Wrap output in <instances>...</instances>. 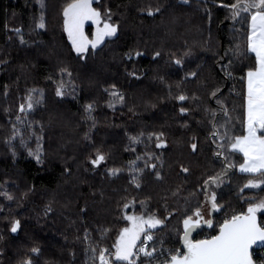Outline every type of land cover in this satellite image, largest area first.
I'll use <instances>...</instances> for the list:
<instances>
[{
    "label": "trees",
    "instance_id": "obj_1",
    "mask_svg": "<svg viewBox=\"0 0 264 264\" xmlns=\"http://www.w3.org/2000/svg\"><path fill=\"white\" fill-rule=\"evenodd\" d=\"M68 2L0 0V264H99L100 249L113 256L130 207L162 220L148 231L176 249L183 221L212 194L219 209L194 241L264 200V183L245 187L264 175L241 172L243 154L211 135L245 133L254 9L234 17L236 0H94L117 33L78 54L64 30ZM31 90L39 103L21 113ZM97 150L106 159L94 166ZM256 214L264 227V209ZM252 252L264 264V243Z\"/></svg>",
    "mask_w": 264,
    "mask_h": 264
},
{
    "label": "snow or ice",
    "instance_id": "obj_2",
    "mask_svg": "<svg viewBox=\"0 0 264 264\" xmlns=\"http://www.w3.org/2000/svg\"><path fill=\"white\" fill-rule=\"evenodd\" d=\"M92 2L93 0H71L62 9L64 30L67 32L72 46L78 54L87 52L89 46L92 49L97 48L104 41L105 37H112L117 33V27L105 21L103 28H97L94 39L89 40L84 35L83 26L86 20H91L97 25L101 23L102 13L91 7ZM40 3L41 7H43V0H40ZM225 6L227 7V5ZM230 7L233 10L234 17L239 15L240 12L248 13L254 9L251 12L247 47L249 52L255 54L256 67L247 72L245 134L233 138L227 133L220 136L217 131H213L211 135L218 137L222 141L227 139L232 151L243 153L244 163L240 165L242 172L261 173L264 175V134L258 135V131L264 133V0H236ZM158 11L159 8L154 10L149 8L147 9V14L151 16L154 12ZM105 15H108V19H110L109 14L105 13ZM36 27L41 29L45 27L43 14H41ZM16 31L19 32V29H16ZM137 55H141V53H137ZM156 55L158 56L159 53H156ZM176 63L179 64L180 61L177 60ZM226 74L230 75V73ZM189 75L195 76L196 74L190 73ZM34 91L31 90L26 97V104L19 106L21 113L30 111L34 106V102L39 103L38 100L34 101L32 96V92ZM216 91H219V89ZM56 95H64L61 87L57 88ZM112 95L117 96L118 93L113 91ZM211 95L215 97L216 92H213ZM119 99L123 101V96L120 95ZM177 99L184 101L187 97L180 95ZM91 107V105L86 106V110H90ZM180 111L183 113L187 110L181 108ZM19 119L20 117L18 116L17 120ZM162 136L163 134L161 133L157 137L160 140L156 145L158 148L165 146L161 139ZM191 147L195 151L197 145L193 143ZM223 147L224 145L221 144L220 148ZM39 151L38 147L36 152L38 161ZM30 154L32 153L30 152ZM222 154V152L216 153L218 156ZM105 159V155L97 150L95 157L91 159V163L94 166H99ZM152 167L155 166L152 165ZM119 171V169H110L109 174L116 175ZM182 171L188 172L189 170L182 168ZM220 175L209 177L205 181V186L218 182ZM133 182H136L135 177L133 178ZM260 183H264V180H249L245 187H258ZM137 187H139V183H137ZM8 199H12V197L9 196ZM211 199L212 208L217 209L215 195ZM125 207L128 206L125 205ZM259 209H264V200L256 205L249 204L247 214L233 215L230 220L225 219L224 223L220 226L219 235L213 236L211 239L193 242L188 239V234L192 229L198 227L202 221L201 211L197 208L192 216H188L183 221L185 235L182 239L186 251L183 255H180L179 250H177V254L172 255L169 260L164 261V264H254L249 250L258 242L264 243V227L259 226L256 222V213ZM125 219L130 221L132 226L130 228H123L120 231L116 243L113 245L115 249L114 261H126L127 264H135V261L132 259L133 256L142 253L144 256L151 257L156 251V249L149 251L147 248V242L153 240V236L148 234V230L156 228L163 221L155 215L148 216L147 218L143 216H126ZM207 223L211 226L212 222L207 221ZM19 225L20 222L18 220L13 221L11 231L16 232ZM141 233H144L145 246L139 247L138 251H134V249H137L136 242L140 239ZM33 251H36V249H33ZM95 251L93 249V252ZM98 259L99 264H112L109 258V250L107 249L99 250Z\"/></svg>",
    "mask_w": 264,
    "mask_h": 264
},
{
    "label": "rangeland",
    "instance_id": "obj_3",
    "mask_svg": "<svg viewBox=\"0 0 264 264\" xmlns=\"http://www.w3.org/2000/svg\"><path fill=\"white\" fill-rule=\"evenodd\" d=\"M93 1H94V0H93ZM91 7L95 8V7L93 6V2H92V4H91ZM95 9H96V8H95ZM96 10H97V9H96ZM105 21H107L108 23H111V24L115 25L110 19H108V17H104V16L101 17V23H100L99 25L93 23L91 20H86V21L84 22V26H83L84 35H85L89 40L94 39V34L96 33L97 28H98V27H99V28H103V24H104ZM250 23H251V14H250ZM250 23H249V24H250ZM88 25H90V27H91V35H89L88 32H87V26H88ZM115 26H116V25H115ZM106 38H108V37H105V39H106ZM211 194H212V193H211ZM212 196H213V194H212ZM212 196H211V197H212ZM217 208L219 209V206H218ZM212 209H213V208H212L211 199H210V203H208V201L205 199V200L203 201V203H202V207L200 208L201 215H202V220H205V219H207V218L210 216V214H211V210H212ZM128 210H130V211H128V212L125 213V217H126V216H134V217L143 216V217L147 218L148 216L153 215V214L150 213V212L148 211V209L145 208V207H143L140 211H136L134 207H133L132 209H131V207H130ZM213 210H214V209H213ZM157 218H158V217H157ZM158 219H159V218H158ZM131 226H132V225H131V222L128 221V223H127L124 227H122V229H123V228H126V227H129V228H130ZM122 229H121V230H122ZM121 230H120V231H121ZM119 234H120V232H119ZM142 235H143V233H141V237H142ZM118 236H119V235H118ZM141 237H140V239H141ZM117 238H118V237H117ZM140 239L136 242L137 245H138ZM116 240H117V239H116ZM114 253H115V250H114V252H113V256H112L111 254H109V258H110V261L112 262V264H113V260H112V259H114ZM111 256H112V257H111ZM117 264H127V262H126V261H124V262H122V261H117Z\"/></svg>",
    "mask_w": 264,
    "mask_h": 264
},
{
    "label": "built area",
    "instance_id": "obj_4",
    "mask_svg": "<svg viewBox=\"0 0 264 264\" xmlns=\"http://www.w3.org/2000/svg\"><path fill=\"white\" fill-rule=\"evenodd\" d=\"M148 234H151L153 236V240L147 242V248L149 251H151L152 249H156V251L153 253L151 257L144 256L142 253L137 256H133V260L135 261V264H164V261L169 260L172 255L177 254V250H179L180 255L184 254L185 248L183 246H181L180 248L173 249L169 247L156 245L153 233L151 231H148ZM143 246H145L144 233L135 251H138V248Z\"/></svg>",
    "mask_w": 264,
    "mask_h": 264
},
{
    "label": "water",
    "instance_id": "obj_5",
    "mask_svg": "<svg viewBox=\"0 0 264 264\" xmlns=\"http://www.w3.org/2000/svg\"><path fill=\"white\" fill-rule=\"evenodd\" d=\"M209 203H210V199H209ZM213 212H214V210L212 209V210H211V214H210V216H209L207 219L202 220L201 223H200V225H199L198 227H196V228H194V229H192V230L190 231V233L188 234V239H189V240L195 242V241L193 240L195 234L197 233L198 230H200V229H202L203 227H205V226L208 225L207 221H212ZM242 214H247V212H246V213H239V214H236V215H242ZM230 219H231V218H229V220H230ZM256 222H257V224H258L259 226L263 227V226L260 224V222H259V216H258L257 214H256ZM223 223H224V222H223ZM223 223H222V224H223ZM222 224H221V225H222ZM219 231H220V227H219V230L217 231V233H216L215 235H213V236L219 235ZM184 235H185V230H184V233L182 234V237H183ZM213 236H212V237H213ZM212 237L207 238V239H211ZM207 239H202V240H207ZM262 244H263V243L258 242L257 244L253 245V246L250 248V250H249L250 253L252 254V259H253V261H254V264H256V262H255L254 257H253L252 249H253L254 247L261 246ZM182 246L185 248L183 239H182ZM185 251H186V248H185Z\"/></svg>",
    "mask_w": 264,
    "mask_h": 264
},
{
    "label": "crops",
    "instance_id": "obj_6",
    "mask_svg": "<svg viewBox=\"0 0 264 264\" xmlns=\"http://www.w3.org/2000/svg\"><path fill=\"white\" fill-rule=\"evenodd\" d=\"M246 94H247V74H246ZM246 107V106H245ZM245 134V133H244ZM243 134V135H244ZM258 135H259V133H258ZM241 153V152H240ZM243 154V153H242ZM244 163V160H243V162L240 164V165H242ZM240 165H239V170H240ZM241 171V170H240ZM242 172V171H241ZM247 173V172H246Z\"/></svg>",
    "mask_w": 264,
    "mask_h": 264
}]
</instances>
